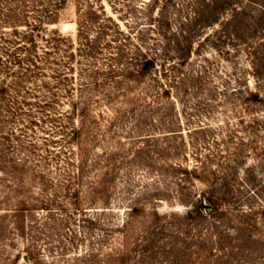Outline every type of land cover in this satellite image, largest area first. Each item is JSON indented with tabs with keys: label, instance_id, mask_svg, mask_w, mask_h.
<instances>
[{
	"label": "trees",
	"instance_id": "obj_1",
	"mask_svg": "<svg viewBox=\"0 0 264 264\" xmlns=\"http://www.w3.org/2000/svg\"><path fill=\"white\" fill-rule=\"evenodd\" d=\"M51 1L0 0V184L19 197L13 217L19 220L23 258L30 264H158L163 256L157 259L152 256L161 247L149 249L151 241H145L143 252L135 250L144 230L168 218L158 214L157 209L142 211V230L136 231L129 223L139 211L134 206L130 207L129 221L108 224L97 237L84 235L96 231L102 222L100 217L112 211L109 206L123 204L128 196L127 189L119 188L113 180L117 162L105 158L107 154H102V150L99 152L102 155L97 156V149H92L101 136L97 122L101 115H96L95 110L103 103L115 105L118 114L124 106H141L151 109L152 123L169 130L159 136L181 135V131H170L153 111L171 101L176 105L175 92L183 90L185 95L188 92L182 71L192 60L195 44L206 42L216 53L228 44L232 50L222 52L228 56L245 47L244 56L249 59L252 53L248 52L264 42V27L256 31L254 38L258 42H245L257 29L246 23L243 4L246 0H185L180 9H175L174 19H178L175 29H170L163 13L146 19L150 22L148 28L136 30L134 41L129 31L121 30L110 18L100 19L102 24L89 28L99 13L92 4L83 9L79 0H74L79 4L74 44L57 32L46 33L49 25L57 23V12L62 6L59 2L47 5ZM252 6V12L259 10L264 17L263 6L255 5V1ZM104 50H110L107 57L98 59ZM77 57L86 59L91 68L89 65L76 68ZM99 60L104 65L102 69L96 66ZM75 69H79L78 74ZM204 71L197 72L198 80ZM262 71L261 59L255 69L260 75L246 71L247 76L256 79L254 92L242 86L240 80H236L238 88L227 89L220 95L208 92L206 106L222 103L225 112L228 103L221 97L233 93L239 96L237 103L230 105L236 118L226 117L223 123L230 126V120L235 119L248 139L254 138L258 126V115L252 113V107L261 103L264 96ZM75 74L79 77L73 85ZM46 78L53 83L45 81ZM195 87L199 88L198 83ZM246 117L249 121H245ZM143 118L136 116L134 123ZM221 129L200 123L188 130L187 135L193 139H215L214 133ZM198 170V167L191 172L185 170L186 179H191ZM232 194L229 186L208 188L193 207L210 219L225 212L261 230L256 219L264 217V206L240 212L234 209L235 204L229 205ZM72 221L87 226L71 228ZM207 251L208 255L215 254V250ZM44 252L66 260L49 261ZM137 257H141L140 263Z\"/></svg>",
	"mask_w": 264,
	"mask_h": 264
},
{
	"label": "rangeland",
	"instance_id": "obj_2",
	"mask_svg": "<svg viewBox=\"0 0 264 264\" xmlns=\"http://www.w3.org/2000/svg\"><path fill=\"white\" fill-rule=\"evenodd\" d=\"M183 1L185 0H79V3L83 9H87V4H92L96 13H99L89 28L97 27L101 23L100 19L110 18L121 30L129 31L136 41V30L147 29L150 22L146 19L150 17H160L164 13L170 22V29H175L178 24L177 17L174 19L175 9H180ZM253 1L255 5L264 7V0L243 1L247 25L257 28L251 32L252 36L244 40L250 41L249 43L258 42L254 38L256 31L264 27V17L258 13L259 10L252 12ZM58 2L62 6L57 12V23L49 25L46 33L57 32L75 44L78 30L76 5L79 4L74 0H52L47 5H59ZM227 45L225 44L222 52L227 48L232 50ZM209 48L206 42L200 46L195 44L192 60L182 71V80L188 91L186 95L183 90L175 92L176 105L171 101L153 111V115H159L165 123L163 125H168L170 131H181V135L159 136L165 135L169 130L152 123L151 109L141 106H124L118 114L115 113L118 111L115 105L109 107L103 103L100 104L101 108L95 110L96 115H101L97 121L101 136L92 149H97V156L102 150V154H107L104 155L105 158L117 162L113 180L119 188L127 189L128 196L123 204L109 206L112 211L102 215V222L96 226V231L90 230L89 234L84 233L85 236H100L106 225L129 221L130 207L134 206L139 211L129 223L136 231L142 230V211L148 213L151 209H157L158 214L168 218L164 223L152 224L150 230H144L135 250L143 252L145 241H151L149 249L161 247L153 253L156 256H152L154 259L163 256L158 264H264V217L256 219L261 230H255L251 228V223L244 224V219H234L228 213L224 212L216 219H210L193 207L198 196L208 188L223 189L228 186L233 192L228 202L231 206L236 205L234 209L242 212V209L264 206V96L261 97V103L252 107V113L258 115V126L253 139H248L245 131L244 134L240 132L241 127L235 119L230 120V126L223 123L226 117L236 118L234 112H230L233 109L230 105L237 103L239 98L235 93L220 99H226L225 102L228 103L226 112L222 103L206 106L209 91L220 95L227 89L238 88V80L242 86L246 85L248 90L254 92L256 79L251 75H260L255 73V69L258 68L260 59L261 62L264 60V42L248 52L252 53L249 59L244 56L245 47L238 48V53L233 51L229 56L220 50L216 53ZM108 52L110 50L102 51L98 59L107 57ZM87 60L89 61L88 58ZM75 63L76 68L81 65L82 69L89 65L86 59L78 57ZM96 66L104 68L102 60ZM79 69H75V73L78 74ZM202 69L205 71L198 80L197 72ZM246 71L251 75L247 76ZM77 74L74 75L76 82L73 85L78 82ZM261 77L264 78L263 75ZM45 81L53 83L50 78ZM197 83L199 88L196 89ZM73 89L77 93L75 86ZM100 100L103 101V98ZM140 115L144 118L134 123V118ZM245 121L249 119L246 117ZM200 123L222 129L214 133L215 139L189 137L188 130L198 127ZM37 135L42 137L41 134ZM152 135L156 137L151 138ZM195 167L200 170L191 179H186L185 170L191 172ZM128 184L131 186L128 187ZM18 200L16 194L0 184V264H30L23 258V240L18 234L19 220L13 217ZM75 224L77 222L72 221L70 227L75 228ZM75 226L87 225L79 223ZM230 248L234 251L231 252ZM207 249L215 250V254L208 255ZM53 254L44 252L43 255L49 261L66 260L58 259ZM136 259L140 263L141 257Z\"/></svg>",
	"mask_w": 264,
	"mask_h": 264
}]
</instances>
